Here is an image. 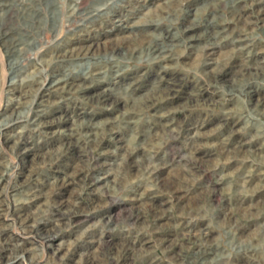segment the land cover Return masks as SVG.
Segmentation results:
<instances>
[{
  "label": "rangeland",
  "instance_id": "1",
  "mask_svg": "<svg viewBox=\"0 0 264 264\" xmlns=\"http://www.w3.org/2000/svg\"><path fill=\"white\" fill-rule=\"evenodd\" d=\"M0 264H264V0H0Z\"/></svg>",
  "mask_w": 264,
  "mask_h": 264
}]
</instances>
